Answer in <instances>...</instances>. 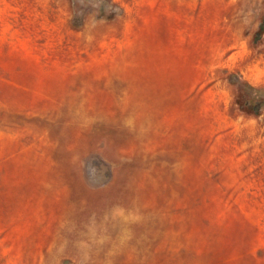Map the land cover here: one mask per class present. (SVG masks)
<instances>
[{
    "label": "rangeland",
    "instance_id": "1",
    "mask_svg": "<svg viewBox=\"0 0 264 264\" xmlns=\"http://www.w3.org/2000/svg\"><path fill=\"white\" fill-rule=\"evenodd\" d=\"M0 264H264V0H0Z\"/></svg>",
    "mask_w": 264,
    "mask_h": 264
},
{
    "label": "trees",
    "instance_id": "2",
    "mask_svg": "<svg viewBox=\"0 0 264 264\" xmlns=\"http://www.w3.org/2000/svg\"><path fill=\"white\" fill-rule=\"evenodd\" d=\"M243 85H245L248 89L252 90L253 92L255 91L254 88H252L251 86H249L248 84L246 83H243ZM253 101H246L245 104H242L243 107H248V109L250 110V112L253 114V115H258V112L257 110H255V103H256V98L255 97H252L251 98ZM255 101V102H254ZM258 109V108H257Z\"/></svg>",
    "mask_w": 264,
    "mask_h": 264
}]
</instances>
